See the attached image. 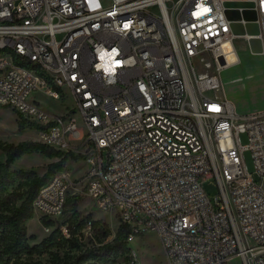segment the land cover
I'll return each mask as SVG.
<instances>
[{"label": "built area", "instance_id": "2783aa9c", "mask_svg": "<svg viewBox=\"0 0 264 264\" xmlns=\"http://www.w3.org/2000/svg\"><path fill=\"white\" fill-rule=\"evenodd\" d=\"M238 38L264 55V0H0V107L88 165L39 189V218L86 190L130 240L156 232L168 264H264V111L240 115L221 91Z\"/></svg>", "mask_w": 264, "mask_h": 264}, {"label": "rangeland", "instance_id": "374dc122", "mask_svg": "<svg viewBox=\"0 0 264 264\" xmlns=\"http://www.w3.org/2000/svg\"><path fill=\"white\" fill-rule=\"evenodd\" d=\"M236 47L240 59L233 65H229L221 72V91L234 104L240 115L264 111V55L254 53L249 41L244 38L236 40ZM42 105L49 111L62 113L66 107L72 108V98L66 97L54 100L42 94L37 95ZM19 114L10 107H0V140L6 143L18 144L22 141H38L37 133L30 128L20 130L18 127ZM241 142L245 145L249 142L248 133L240 134ZM6 154L0 150V159L4 160ZM244 159L249 172L254 179H258V173L252 151L244 150ZM59 158H49L41 153L26 154L17 158L14 168L32 169L38 175H42L50 162ZM88 165L82 158L74 159L72 156L64 163L60 171L70 173L72 177L80 176ZM58 172V171H57ZM207 195L217 208L220 197V187L214 177L203 175L200 177ZM78 205L76 212L66 211L59 218L53 220L52 226H45L38 214L28 222V234L30 244L38 243L46 238L55 228L62 230L63 238L42 253L22 255L21 261L26 264H59L69 255H76L91 246H99L114 239L120 225L118 217L112 213L100 209L95 200L86 192H78ZM90 215L89 220H101L100 230H89L82 223V219ZM46 227L50 229L47 230ZM109 234L106 235V233ZM131 256L135 264H168L159 236L154 231H146L130 240ZM232 264H242L241 258H235Z\"/></svg>", "mask_w": 264, "mask_h": 264}, {"label": "trees", "instance_id": "16d2710c", "mask_svg": "<svg viewBox=\"0 0 264 264\" xmlns=\"http://www.w3.org/2000/svg\"><path fill=\"white\" fill-rule=\"evenodd\" d=\"M18 113V112H17ZM19 114V113H18ZM18 127L38 129L39 126L30 122L19 114ZM0 150L6 157L0 159V264H26L21 261L22 255L42 253L47 247L60 242L63 238L62 230L55 228L46 238L34 244H30L33 235L28 234V222L34 217L33 202L39 189L52 177L64 168V163L72 156H79L53 148L39 141L26 140L18 144L6 143L0 140ZM41 153L49 158H59L50 162L46 171L38 175L35 170L14 168L17 158L32 153ZM78 194L69 196L65 205V212H76ZM90 215L82 219L85 225ZM45 226H52L53 220L42 217ZM93 230H100L101 220H89ZM131 225L120 222L112 241L99 246H91L76 255H69L59 264H135L131 256L130 235ZM109 232L106 233V235Z\"/></svg>", "mask_w": 264, "mask_h": 264}, {"label": "bare ground", "instance_id": "6f19581e", "mask_svg": "<svg viewBox=\"0 0 264 264\" xmlns=\"http://www.w3.org/2000/svg\"><path fill=\"white\" fill-rule=\"evenodd\" d=\"M240 59L239 55L237 56L236 60L234 59V57L230 58V64L229 65H233L235 64L238 60ZM235 61V62H234ZM30 222V221H29Z\"/></svg>", "mask_w": 264, "mask_h": 264}]
</instances>
